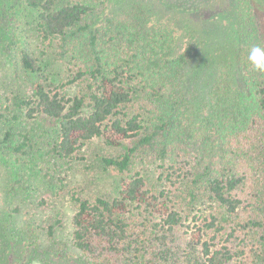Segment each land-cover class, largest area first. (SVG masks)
Here are the masks:
<instances>
[{"label":"trees","instance_id":"trees-1","mask_svg":"<svg viewBox=\"0 0 264 264\" xmlns=\"http://www.w3.org/2000/svg\"><path fill=\"white\" fill-rule=\"evenodd\" d=\"M16 1L0 28L18 83L9 94L0 80L2 164L30 191L47 178L70 192L75 212H57L69 219L59 234L39 212L8 211L4 256L23 264L22 243L53 239L61 245L49 264H237L241 236L264 253L255 188L264 177V73L248 61L252 46H264V0ZM228 10L237 29L225 23ZM231 41L236 65L216 64ZM95 141L93 159L117 173L112 198L66 190L58 174ZM45 158L58 165L52 173ZM138 158L157 164L156 183L136 170Z\"/></svg>","mask_w":264,"mask_h":264},{"label":"rangeland","instance_id":"rangeland-1","mask_svg":"<svg viewBox=\"0 0 264 264\" xmlns=\"http://www.w3.org/2000/svg\"><path fill=\"white\" fill-rule=\"evenodd\" d=\"M215 1V0H212ZM229 1V0H227ZM231 1V0H230ZM17 1L16 0H0V28L2 27V21L5 20L4 15L5 12L8 10H13L16 6ZM222 3V0H218L217 4ZM212 9V7H210ZM264 10V8L262 9ZM213 10H201L200 13H204L205 16H208L209 14H212ZM264 13V11H263ZM16 16L19 18L17 14L12 15L11 17ZM199 17H203L204 15H198ZM233 14L228 10V13L226 15L225 23L228 26H232L231 23H233ZM181 23V22H180ZM20 25H17L19 28ZM233 29H237L238 24L233 23ZM226 46H224V49L221 54L216 55L217 62L216 64L220 63H231L233 65H236L235 62L232 60L234 57V52L237 51V48L234 45V42H226ZM2 60V66L0 67V80L2 79V87L9 88V94L11 91L14 90V92H17L18 89V83L16 82L14 77L9 78V75L14 68L13 65H10L7 63L6 59L2 55V43L0 42V61ZM16 61V60H14ZM217 65V66H218ZM15 69V68H14ZM252 69V68H251ZM262 73V72H260ZM14 78L15 85L12 86L11 82ZM67 80V79H66ZM1 126V125H0ZM1 132V129H0ZM96 146L95 142H86L85 147H83L82 152L76 155L75 159L67 165L69 167L68 171L66 169L65 165H61L63 171L60 174L61 176L65 175L67 176L64 180L68 184L66 190H73L81 194L83 197L94 199L97 196H104L107 198H112L117 193V173L115 172H109V170L103 169L100 162H96L92 155L94 153V147ZM246 147L249 148L251 151H258L259 149L263 148V144H260L259 146H255L253 144H246ZM88 149V151H86ZM25 163V160H23ZM49 162L47 158L43 159L41 161L40 166L41 167H47V170L44 172L49 171V173H52L51 168L53 165H49ZM157 164L153 162L151 159H141L138 158L136 160V170L140 169L144 173H146V176L149 179L150 183H156V174L157 168H155ZM6 163L2 164V155H0V218L2 217V220L5 221V213L8 211H13L14 208L19 207L20 211L22 212L23 216H26L27 211H35L39 212L40 215H42L46 219V224L49 225V222H52L54 224V229H56L59 234L66 232L68 230V222L69 219L67 218H57L56 214L59 210H68L67 216H72L75 212V205L74 202L71 200V193L70 192H63L61 193V189L57 192V187L53 188L51 186V181L47 178H43L42 174L40 176L44 179V183L40 185L39 187H36L35 189L31 188V191L28 188L21 187L18 184H14V180L10 177L9 172L6 169ZM58 165L54 166L57 167ZM100 166L104 170V174H101L99 171ZM53 167V168H54ZM40 170V169H39ZM98 175H104V177H100ZM63 176V177H65ZM58 177L55 178V183H60V181H57ZM256 192L260 195L256 197V203H262L263 200L264 203V177H260L259 180H256ZM256 196V195H255ZM43 201V202H42ZM42 202V203H41ZM46 202V203H45ZM44 203V204H43ZM207 214L208 211H202ZM69 218V217H68ZM56 220H59L56 222ZM67 221V222H66ZM197 223L202 224L201 220H199ZM3 229H2V241L0 240V261H8L10 264V261H13L15 263L14 259H11L10 261L8 258L4 256V253L6 251H9L12 249L11 244L6 240H3ZM219 237L218 240L220 242L227 244V241L221 234H218ZM186 237V235L184 234ZM47 238V236H45ZM44 237V238H45ZM246 238V241L243 242V240ZM50 240L45 241L44 243H27L24 242L21 244V249L17 260H21L23 264H49L51 261L49 257L47 256V253L50 255H53L54 252L60 247L61 242H56L52 239L54 242H49ZM253 239L249 237L241 236L239 240L235 241V245L233 246V251L237 252L236 257H234V261L237 264H264V253L260 252L259 244H256ZM245 244V245H244ZM20 245V244H19ZM245 254H240L242 249L246 248ZM62 250V254H64V249ZM68 249L66 250V255L68 254ZM12 254V258H16V255ZM10 259V258H9ZM152 264H159L158 259H155Z\"/></svg>","mask_w":264,"mask_h":264},{"label":"clouds","instance_id":"clouds-1","mask_svg":"<svg viewBox=\"0 0 264 264\" xmlns=\"http://www.w3.org/2000/svg\"><path fill=\"white\" fill-rule=\"evenodd\" d=\"M248 61L253 70L264 73V46L259 44L251 47L248 55Z\"/></svg>","mask_w":264,"mask_h":264}]
</instances>
